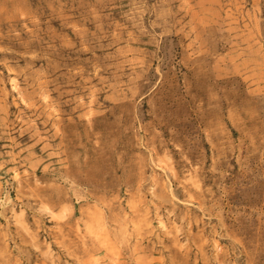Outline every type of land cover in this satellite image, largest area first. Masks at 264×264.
Instances as JSON below:
<instances>
[{
	"label": "rangeland",
	"instance_id": "1",
	"mask_svg": "<svg viewBox=\"0 0 264 264\" xmlns=\"http://www.w3.org/2000/svg\"><path fill=\"white\" fill-rule=\"evenodd\" d=\"M0 264H264V0H0Z\"/></svg>",
	"mask_w": 264,
	"mask_h": 264
},
{
	"label": "bare ground",
	"instance_id": "2",
	"mask_svg": "<svg viewBox=\"0 0 264 264\" xmlns=\"http://www.w3.org/2000/svg\"><path fill=\"white\" fill-rule=\"evenodd\" d=\"M14 86V85H13Z\"/></svg>",
	"mask_w": 264,
	"mask_h": 264
}]
</instances>
